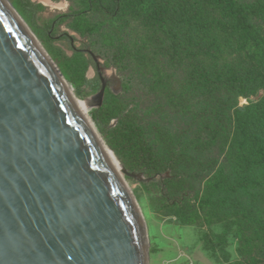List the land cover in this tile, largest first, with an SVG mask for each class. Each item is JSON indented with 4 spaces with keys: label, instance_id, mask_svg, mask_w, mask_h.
I'll return each instance as SVG.
<instances>
[{
    "label": "water",
    "instance_id": "water-1",
    "mask_svg": "<svg viewBox=\"0 0 264 264\" xmlns=\"http://www.w3.org/2000/svg\"><path fill=\"white\" fill-rule=\"evenodd\" d=\"M85 52L100 88L84 102L96 108L109 79ZM65 81L0 0V264H148L144 219L123 175L139 177L113 169Z\"/></svg>",
    "mask_w": 264,
    "mask_h": 264
},
{
    "label": "rangeland",
    "instance_id": "rangeland-1",
    "mask_svg": "<svg viewBox=\"0 0 264 264\" xmlns=\"http://www.w3.org/2000/svg\"><path fill=\"white\" fill-rule=\"evenodd\" d=\"M8 1L82 102L100 88L96 64L85 52V49H90L99 60L101 74L109 79L102 103L116 99L131 114H135L155 152L165 156V148L153 132L152 124L159 119L166 128V123L172 120V124L167 126L174 127L175 119L166 116L169 108L155 82L167 71L176 84V80L184 79V73L182 67L169 66L165 62L167 57L162 55L164 48L159 50V40L151 39L149 33H144L143 25L128 14L124 15L123 22L115 19L111 15L113 5L109 0ZM235 1L248 7V11L252 6L264 7V0ZM248 14L253 24L264 26L263 19L254 17L252 12ZM78 15L92 25L80 26L90 28L85 30L89 32L84 36L71 28ZM66 34L75 39H69ZM159 35L163 38L161 31ZM168 42L165 39L164 44ZM262 97L264 89L259 88L255 94L239 97L237 105L242 107ZM96 109L86 104V114L97 135L121 166L139 177L123 175L144 219L148 264L264 262V239L259 237L262 231L256 227L257 220L264 221V188L256 190V193L252 189L235 193L220 190L213 194L209 203L204 204L206 184L213 172L203 173V165L198 161L206 160L207 156L192 151L187 153L190 158L181 160L172 170L167 168L153 176L139 170L129 171L109 145L107 131L102 132L98 128L93 117ZM96 117L105 130L116 125V118L107 119L103 113L96 114ZM170 136L176 137L174 128L170 130ZM223 155L219 163L222 161L225 167L223 174L228 176L230 167L223 162ZM189 216L191 220L185 222Z\"/></svg>",
    "mask_w": 264,
    "mask_h": 264
},
{
    "label": "trees",
    "instance_id": "trees-1",
    "mask_svg": "<svg viewBox=\"0 0 264 264\" xmlns=\"http://www.w3.org/2000/svg\"><path fill=\"white\" fill-rule=\"evenodd\" d=\"M109 2L115 19L123 22L128 14L137 20L144 33L159 40V50L164 48L162 55L167 57L165 62L182 67L184 73V79L175 84L172 74L165 70V76L161 74L155 82L169 108L166 116L176 121L174 127L167 126L172 120L166 128L159 119L152 124L165 156L155 152L135 114L116 99L95 110L98 128L107 131L108 143L125 167L153 176L167 168L174 169L192 151L207 156L198 161L203 165L201 171L213 172L206 184L204 204L220 190L235 193L252 189L256 193L263 189L264 97L242 107L237 104L239 97L264 89V26L253 24L248 16L252 12L264 20V7L256 5L248 11L235 0ZM80 26L92 25L78 15L71 28L81 36L89 32L85 30L90 28ZM165 39L169 40L167 45ZM98 113L107 119L116 118V125L105 130L96 117ZM172 128L176 137L170 136ZM222 154L223 162L230 167L228 176L223 174L222 161L219 163ZM256 224L263 235L259 237L264 239V221L257 220Z\"/></svg>",
    "mask_w": 264,
    "mask_h": 264
},
{
    "label": "bare ground",
    "instance_id": "bare-ground-1",
    "mask_svg": "<svg viewBox=\"0 0 264 264\" xmlns=\"http://www.w3.org/2000/svg\"><path fill=\"white\" fill-rule=\"evenodd\" d=\"M34 42H36V45H38V47H39V44L35 40V38H34ZM43 54L45 56H47L45 53H43ZM47 58H49V57L47 56ZM64 84H65V87H66V89H67V91L69 93L70 98L75 103V105L78 108V110L80 111V113L84 116V118H89L87 116V114H86L87 110H86V104H85V102L84 101L82 102L80 99H78L76 97V95L74 94V92L69 88V86H68V84H67L66 81L64 82ZM103 152H104V155H105L106 159L109 161L110 165L113 167V169L118 174H121V172H122L121 171V164L119 163V161L117 160V158L114 156V154L109 149H107L106 147L103 148Z\"/></svg>",
    "mask_w": 264,
    "mask_h": 264
},
{
    "label": "flooded vegetation",
    "instance_id": "flooded-vegetation-1",
    "mask_svg": "<svg viewBox=\"0 0 264 264\" xmlns=\"http://www.w3.org/2000/svg\"><path fill=\"white\" fill-rule=\"evenodd\" d=\"M99 75V74H98Z\"/></svg>",
    "mask_w": 264,
    "mask_h": 264
}]
</instances>
